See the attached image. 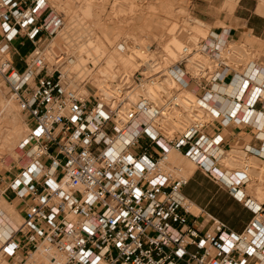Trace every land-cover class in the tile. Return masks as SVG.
<instances>
[{"label":"built area","instance_id":"1","mask_svg":"<svg viewBox=\"0 0 264 264\" xmlns=\"http://www.w3.org/2000/svg\"><path fill=\"white\" fill-rule=\"evenodd\" d=\"M63 25L46 0H0L2 53L19 55L16 41L31 46L21 71L9 59L0 61V74L28 121L21 148L31 151L30 163L9 185L16 198L31 203L23 228L2 245L0 261L244 264L256 257L264 264V221H252L240 234L210 215L197 223L182 194L187 179L173 176L168 162L171 151L182 152L219 180L213 173L223 139L208 141L201 132L216 120L224 126L249 119L239 109L254 112L264 96V83L254 82L258 71L264 73L262 57L247 62L250 48H235L224 28L211 29L183 44L175 61L145 54L131 77L98 91L65 70L66 52L42 47ZM118 50L130 51L124 44ZM167 77L176 91L166 88ZM240 80L233 94L219 89ZM88 86L94 94L80 96L77 88ZM218 102L231 103L232 110ZM244 205L264 216L263 205Z\"/></svg>","mask_w":264,"mask_h":264},{"label":"rangeland","instance_id":"2","mask_svg":"<svg viewBox=\"0 0 264 264\" xmlns=\"http://www.w3.org/2000/svg\"><path fill=\"white\" fill-rule=\"evenodd\" d=\"M48 2V4L50 5V7L52 8V10L60 15L62 17L63 20V27L62 29L67 25V17L66 15L71 14L73 17H77V19H82L79 21V32L75 29L77 28L76 25H78L77 23V19L76 17L74 19H76L74 23V27H72L74 30V33L76 35H74V33L72 35H74L73 38V43H71V45L73 46V48H70L69 45H65L66 41H61V39H56L54 41L51 40V42H46L42 45V47H45L46 45H49L50 47H52L54 50L56 51H64L67 53L68 59H70V61L72 62V60H75L77 62H79L81 60V53H80V47L83 44H87L89 45V49L88 52L89 54H91V63H87L85 72H79V74H77V71L71 70L69 68V63L66 65L65 70L69 71L70 73H76L78 78H82V79H87L89 82L91 80V78H95L97 80V82H101V77L99 76V74L97 73L99 67L102 66L103 64V57L97 60V57L99 56H105L106 53H108V51L110 50V46L108 45L107 41L104 39V37L102 35H100V29H107V30H112V32H121L120 36L118 37V42H120L124 37V33H129V29H134L132 31V34H130L129 38L126 41V45H130V48L128 52L123 53L125 56L127 55H131V45L133 41H136V43L141 44L140 41V37L139 34L137 32L138 28L140 27L141 29H144L142 26H144L143 24H145V22L149 21L146 19H151V18H155V17H159L160 15H163V11L165 9V5L167 4L166 1L167 0H46ZM210 5L212 6V10L213 12L209 15L207 14V21L199 19L198 17H195L192 13H191V2L189 0H172L170 2L169 7H167V9H169L170 11H172L174 14L175 12H179L177 14V16H175V19L172 20L174 21V24L177 25L175 27L176 33H175V37L177 38V40H179L182 44H185L186 42H194L197 39H202L204 38L211 29H218V28H222V27H226V28H230V26L226 25V20H228L231 16L233 11L230 13L227 8H225L224 4L226 0H208ZM236 1V0H235ZM169 3V2H168ZM260 0H256L255 1V6H257L258 4L261 5L263 3H261ZM205 4L207 5L208 2H205ZM264 5V4H263ZM237 6V5H236ZM176 9V10H175ZM235 9V8H234ZM162 13V14H161ZM258 14V13H257ZM142 15V17H141ZM261 15V14H260ZM142 19H140V17ZM264 17V15H261ZM138 17V18H137ZM147 17V18H145ZM211 17H215L216 21L215 22H210L208 20H211ZM224 17V19H222ZM140 19V20H139ZM194 19H198L200 21H203L206 26L204 28H202L205 32L204 34H198L195 33V30L193 29L196 24L194 22ZM138 20V22H137ZM192 20V21H191ZM98 21L100 24V29L97 28V26H94V24H96ZM142 21H145L144 23ZM83 23V25L81 26V24ZM143 23V24H142ZM148 23V22H147ZM169 23H172L171 21H169ZM128 24V25H127ZM142 24V25H141ZM131 25H134L131 26ZM170 25V24H169ZM105 26V27H104ZM130 26V28H129ZM68 26H66L65 28H67ZM81 27V29H80ZM84 27V28H83ZM129 29H128V28ZM145 27V26H144ZM152 26H147V28L144 29V31H149V29L151 30V33L149 34L148 37H146L147 41H144L142 44L144 45L145 42L146 44L143 47L144 49V53L147 55H163L165 54V52L163 51V45L166 43L168 36H164V37H159V36H154V29L151 28ZM136 28V29H135ZM61 29V31H62ZM73 31V30H72ZM125 31V32H124ZM64 32V31H63ZM77 32L79 34H77ZM131 33V32H130ZM134 35V36H133ZM64 36V35H63ZM132 36V37H131ZM56 37V36H55ZM53 37V38H55ZM62 38V37H60ZM100 38V40L103 39V45H97V40ZM125 39V38H124ZM57 42V43H56ZM50 43V44H49ZM135 43V42H133ZM76 44V45H75ZM14 47L17 49V52L19 55H16L14 51L10 52V54H8V59L12 62L13 66L21 71L24 68L23 65V61L26 57V53L29 49H31V47L29 46V43H26L25 46L20 45L19 41H16L13 43ZM120 45H122V43H120ZM119 45V46H120ZM118 46V48H119ZM235 48L237 47H246V48H250V51L248 53V57L246 58V61H251L253 60V58L255 59V57H261L262 55V50H263V46L262 44L257 41L256 39L253 38H249V37H245V40L243 43H234L233 45ZM255 46L258 48L255 49ZM60 49H59V48ZM166 55V54H165ZM92 57L94 58L95 62H92ZM177 59V56L175 58V60ZM3 60V58H0V61ZM138 60V59H137ZM171 60V59H170ZM175 60H171L172 62ZM170 61V62H171ZM140 65V62H139ZM89 67V68H87ZM140 67V66H139ZM138 67V68H139ZM94 70H91V69ZM90 69V70H89ZM136 70L133 71V73ZM83 73V74H82ZM132 73V74H133ZM175 86V85H174ZM172 89L174 91H176L178 89L177 86L173 87V85L168 84V86H166V88ZM78 91L81 88H77ZM88 90V95H93L95 92V89H93L91 86H88L86 88ZM13 97V94L10 92L8 85L5 83L4 78L2 77V75L0 74V100H4V101H9L11 100V98ZM13 103H15V111H16V115L17 118L16 119V123L18 125H20V127L22 128V130H24L21 133V136L24 137L25 134H27L28 132V121H26L25 116L23 114V112L20 109L19 106V102L16 98L13 99ZM0 105L1 102H0ZM1 110V107H0ZM8 114L5 111H0V140L2 139V134L5 133L6 128L9 124V121L11 120V123L14 122V119L12 121V119H10L11 117L7 116ZM11 115V114H10ZM8 117V119H7ZM264 118V117H263ZM191 121H194L193 119H191ZM189 126V125H188ZM20 140V139H19ZM18 140V141H19ZM23 139L21 138V141ZM17 142V144L20 142ZM233 149H237L239 152L242 150L238 149L236 146L232 147L231 150ZM19 152H21V154L23 156H26V153L28 152V150L26 149H22L21 145L19 146L18 150ZM16 154V153H15ZM15 154L13 153V151L8 152L5 149H0V169L2 168H9V167H21V166H25L27 164V162L30 161V159H26L24 161V158H20L17 159V155L15 157ZM175 154H177L176 152L172 155V159H170L169 157V163L171 164V166L174 167L175 170V174H173V176L175 177H181L184 179H188L189 178V174L188 172H186V168L188 166L189 160H187L186 158H183L181 156H179L178 158L175 157ZM246 155V154H245ZM11 156L14 159H11L10 162L7 164L5 161V158ZM239 158V159H237ZM177 159V160H176ZM251 159V158H250ZM29 160V161H28ZM241 160H244L242 158V154L241 153H235V152H231L228 154H225L224 158L221 160V164L227 168V170H231V173H235L238 170H242L245 171L242 167L243 164ZM23 161V162H22ZM173 161H175L173 163ZM232 162V164L230 163ZM23 163H25L24 165H22ZM253 163V162H252ZM193 170H197L196 166L193 165ZM179 170V171H177ZM264 171V167H256L255 163H253V167L250 169V171L247 172L252 184H261L262 180L259 177V173H262ZM259 187H261V185H259ZM257 190V189H256ZM256 190H253V186L252 189L251 187L247 188V193L250 195H255L257 196L258 200L261 201L262 199L264 200V195H259L256 193ZM254 191V192H253ZM2 199V198H1ZM9 202V201H8ZM10 203V202H9ZM8 204V203H7ZM12 204V203H11ZM15 208V207H14ZM16 210V209H15ZM193 211V209L191 210ZM17 212V211H16ZM194 212V211H193ZM196 213V212H195ZM17 239V238H16ZM6 261V259H3ZM0 263H3V261H0ZM5 264V263H3Z\"/></svg>","mask_w":264,"mask_h":264},{"label":"crops","instance_id":"3","mask_svg":"<svg viewBox=\"0 0 264 264\" xmlns=\"http://www.w3.org/2000/svg\"><path fill=\"white\" fill-rule=\"evenodd\" d=\"M189 1L191 2V13L199 19L207 21V14L210 15L213 12L209 1ZM255 1L256 0H238L237 6L233 10L232 16L226 20V25L230 26V28H222L226 29V34L234 42L243 43L245 37H251L259 41L263 46L260 65L264 67V17L256 13V6L254 4ZM205 2H208V4L206 5ZM222 19H224V17ZM208 21L215 22L216 18L211 17V20ZM26 43L28 42L23 41L22 46H25ZM256 48L257 47L255 46V49ZM30 50L31 49H29L26 54H28ZM260 80H262L261 84L264 83V73H261ZM235 88L234 90L236 91ZM253 98L251 99L253 100ZM219 104L223 105V107L221 106L222 108H226L225 103ZM243 110H245L244 107L242 108V111ZM255 112L259 113L257 119H251ZM247 114L249 119H243L241 124L236 125L233 123H228L227 125L223 126L219 120H216L211 122L201 132L206 138H208V141L217 135L222 137L223 142L219 146L218 153L216 151L214 152L215 154L217 153L215 168L219 176H223L225 174V177L223 179L218 178L220 181L215 180L214 178H211L209 175H207L202 169L196 167L197 170H193L187 179L186 185L182 188L183 196L192 203V208L194 211H192V213L193 216L197 217V223L200 224L206 215H210L226 225V227L235 234L242 233L252 221H264V216H255L251 210L244 205L246 200H250V202H252L254 205H263L262 208H264L263 199L259 201L255 193L254 195H250L246 191L248 187H251L252 189V186L253 190H256L259 185L264 188V171L259 173V177L262 180L261 184H252L248 174H243L242 170L231 173L228 171L229 169L227 170V168L220 163L225 154L231 152L238 154L241 153L242 155H251L264 163V119H262V115L264 116V96L261 101H258L255 104V111H248ZM258 132H260V135L259 137H256ZM235 146L238 149H241L242 152H239L237 149L231 150L232 147ZM176 153V158L179 156L185 158L182 152ZM44 164H48L46 160L44 161ZM23 167L25 166H13L7 169L6 167L0 169V190L4 191L0 199L2 198L6 203L12 205L13 208L15 207L14 209H16L17 213L22 218L26 206L31 203L30 199L26 198L24 200H20L16 198L9 190V185ZM227 173L232 174L234 183H227L229 181ZM242 180L245 182L242 183ZM201 227L202 230H205L208 228V225L203 222ZM258 263V258L249 257L245 258L244 264Z\"/></svg>","mask_w":264,"mask_h":264},{"label":"bare ground","instance_id":"4","mask_svg":"<svg viewBox=\"0 0 264 264\" xmlns=\"http://www.w3.org/2000/svg\"><path fill=\"white\" fill-rule=\"evenodd\" d=\"M171 1L172 0H167L166 1L167 4L165 5V9L162 12L163 15H160L159 17H155V18H151V19L150 18L146 19V21L149 20V21H147L148 23L145 22V21H142L143 23L145 22V24L142 23L145 26V27L142 26L144 29L147 28V26H152L153 25L152 28L154 29V33H155L154 36L155 37L156 36H159V37L168 36V39H167L166 43L163 45V51L165 52V54L167 56V60L169 62L171 60H175L178 52L180 51V49L183 46V44L179 40H177V38L175 37V33H176L175 27L177 25H175L174 21H172V20L175 19V16H177V14L179 12H175V14H174L172 11L167 9V7H169ZM260 1H261V3L264 4V0H260ZM237 3H238V0H236V1L235 0H226L224 6L231 13L234 10V8L236 7ZM263 4H261V5L258 4L256 6V13H258L259 15L260 14L264 15V5ZM66 16L67 17H65V18H67V22H68L66 26H68V27L65 28L66 27L65 26L62 29V31H59L57 33V36L55 38H53L52 41H54L56 39H61V41H63V40L66 41L65 45H69L70 48H73L71 43H73V38L72 37L74 35H76L74 33V30L76 29L78 32L80 31L78 26L81 23L80 20H82V19L79 18L80 19L79 20L75 16L76 19H77V22H78L77 23L75 21L76 19H74L75 17H73L71 14H68ZM141 17H142V15H141ZM141 17H140V19L143 18V17L142 18ZM145 18H147V17H145ZM79 21H80V23H79ZM169 21H171L172 23H169ZM75 22L78 24V25L75 24L77 26V28L74 27L75 26L74 25ZM99 22L100 21H98L96 24H94V26H97L98 29H100ZM137 22H138V20H137ZM194 22L196 24V26L193 28L195 30V33L204 34L205 31L202 28H204L206 26V24L203 21H200L198 19H194ZM82 25H83V23L81 24V26ZM131 26L134 27V25H131ZM72 27H74L75 29H73ZM129 28H130V26H129ZM80 29H81V27H80ZM144 29L140 30V27L138 28L137 32L139 34V37H140L139 39L141 41V44H138V43H136V41H133L135 43L132 42L133 45H131V49H132L131 50V55H127V56H125L123 53L119 52L118 46L120 45V43L126 45V41L130 37L129 35L132 34V31L134 29L132 28V29L127 30V31H129V33L128 32L124 33V35H125L124 38L125 39L123 38L120 42H118V40H119L118 37L120 36V33H121L120 31L119 32H112L113 29L112 30H110V29L109 30H107V29H102L101 30L100 29V33H101L100 35H102L104 37V39L107 41L108 45L110 46V50L108 51V53L105 54V56L103 55V56L97 57V60L99 59V61L103 57V64H102L101 67H99V69L97 71V73L101 77L102 81L101 82H97V80L95 78H93V79L91 78L90 83H91L92 87H94L95 89L100 91L106 85H111L112 83L119 82L124 75H128L129 77L132 76L133 71L137 70L138 67L140 66L139 65V60L144 61L145 59H147L146 56H145V53H144V49L142 47V46H144L146 44V42H145L144 45L142 43L144 41H147L146 37L149 36V34L151 33V30L149 29V31L146 32V31H144ZM78 32H77V34H79ZM73 33H74V35H72ZM60 37H62V38H60ZM102 41H103V39L100 40V38H99L97 40V45H100V44L103 45L104 43ZM126 46L128 48H130V45H126ZM88 47H89V45H87V44L81 45V47H80V49H81L80 50L81 60L79 62H77L75 60H72V62L71 61L68 62L69 63V68L71 70L77 71V74H79V72H81V71L85 72V70H87L86 69L87 63L88 62L91 63V61H90L91 54H89V52H88V49H89ZM2 48H3V46L1 45L0 46V58H3V60L8 59V55H4L2 53V51H1ZM92 62H95L93 57H92ZM255 77L256 78H255L254 82L261 83L262 80H260L261 79V72L260 71H258L256 73ZM241 83H242L241 80L238 81V82L235 81L231 86H229V87H221L219 89L221 91H223V92L227 91V92L233 94L235 92L234 88L237 87L235 89H238V87L240 86ZM164 84H166L167 86H168V84H169V86L173 85V87L177 86V83L171 77H167L164 80ZM77 91H78V89H77ZM78 94L80 96H87L89 93H88L87 89L81 88V89H79ZM14 98L15 97L13 96L11 98V100H9V101L0 100V102L2 104V105H0L1 110L5 111L9 115V116L8 115L7 116L11 117L10 119H12V121L14 119L13 123H11V120L9 121V124H8V126L6 128L5 133L2 134V139L0 140V149L1 148L5 149V150H7L10 153H11V151H13L14 154L16 153L15 157L17 155L18 159L24 158V161H25L26 159H28V156L31 154V151L27 152L26 156H23L21 154V152L17 151L19 146L22 144V142L26 138L27 134H25V136L22 137L21 133L24 130H22L20 125H18L16 123V121H17L16 119H18V118H17L16 111H15L16 110L15 109L16 105H15V103H13V101H14L13 99ZM225 105L227 106V109H226L227 112H230L232 110L233 105L231 103L229 104L228 102H225ZM197 110L199 111L200 114L204 113V111L202 109H197ZM239 110H240L239 111V115L240 116H246L247 115V117H248V114H247L248 111H246V110L242 111V109H239ZM258 115H259V113L255 112L251 119H257ZM8 117H7V119H8ZM263 117L264 116L262 115V119H264ZM21 138L23 139L22 141H21ZM18 140L21 141L20 144L19 143L17 144V142H19ZM213 151H215V150H213ZM174 153L175 152H173V151H171L169 153L168 162H169V157H170V159H172V155ZM242 158L244 160H241L242 161L241 164H243L242 168L245 170V171H242L243 174H247V172L250 171V169L253 167V163H255L256 167H264V163L261 162L260 160H258L257 158H255L254 156L245 155L244 154V155H242ZM11 159H14V158H12L11 156L6 157L5 158L6 163L8 164ZM237 159H239V158H237ZM174 162L175 161H173V163ZM28 163L29 162H27V164ZM189 163L190 164H188V166L186 168V170H187L186 172H188V174L190 175L193 172L194 168L192 166V163L191 162H189ZM230 163L232 164V162H230ZM24 164L25 163H23L22 165H24ZM228 171L231 172V170H228ZM213 174L219 179H223L225 177V174L223 176H219L218 173H216V172L213 173ZM227 174L226 175L228 176V180L229 181L228 182L226 181V182L227 183H234V180L232 179V174H229V173H227ZM244 180H246V179H244ZM243 182H245V181L242 180V183ZM256 193L261 195V196L264 195V188L263 187H258L257 190H256ZM192 209L193 208L191 206V210ZM22 228H23V218L16 212V210L12 207V205L7 204L3 199H0V249H1L2 245L11 236H13L14 233L17 230H21ZM17 260H18V258H17ZM31 260H29L28 262H31ZM37 260H39V259H35L34 261H37ZM3 263H7V262H5V260H3Z\"/></svg>","mask_w":264,"mask_h":264},{"label":"snow or ice","instance_id":"5","mask_svg":"<svg viewBox=\"0 0 264 264\" xmlns=\"http://www.w3.org/2000/svg\"><path fill=\"white\" fill-rule=\"evenodd\" d=\"M41 3H43V0H41ZM100 115H101V116H104V113L101 112ZM105 118H107V117H105ZM36 134H37V135H40V132L38 131ZM129 160L131 161V158H130V157H129ZM136 167H137V168H140V165L137 164ZM49 183H51V181H49ZM154 183H155V181H154ZM4 250L7 251V252H11V251H12V248L5 246V249H4Z\"/></svg>","mask_w":264,"mask_h":264}]
</instances>
